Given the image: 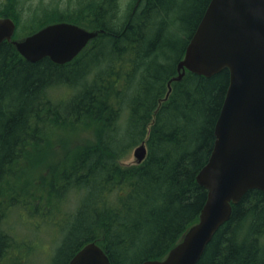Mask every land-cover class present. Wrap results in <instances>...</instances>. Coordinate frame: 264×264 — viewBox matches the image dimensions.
<instances>
[{
  "label": "trees",
  "instance_id": "16d2710c",
  "mask_svg": "<svg viewBox=\"0 0 264 264\" xmlns=\"http://www.w3.org/2000/svg\"><path fill=\"white\" fill-rule=\"evenodd\" d=\"M25 1L0 0V17L24 37L57 22L103 32L63 65L28 62L0 44V264L42 254L40 264H67L89 242L111 264L164 258L206 201L196 176L229 84L227 69L185 72L167 95L210 0H136L121 23L117 0L28 13ZM142 142L144 161L122 164ZM196 264H264V192L232 205Z\"/></svg>",
  "mask_w": 264,
  "mask_h": 264
},
{
  "label": "water",
  "instance_id": "95a60500",
  "mask_svg": "<svg viewBox=\"0 0 264 264\" xmlns=\"http://www.w3.org/2000/svg\"><path fill=\"white\" fill-rule=\"evenodd\" d=\"M140 0H137L138 3ZM15 22L0 17V44L10 42L28 62L49 58L58 65L77 57L103 30H87L57 22L14 39ZM229 72L226 95L214 126V143L196 176L207 190L198 220L160 260L141 264H196L217 229L228 221L232 205L252 189L264 192V0H210L191 35L177 75L211 77ZM144 142L133 150L136 164L144 161ZM67 264H111L94 242L82 246Z\"/></svg>",
  "mask_w": 264,
  "mask_h": 264
},
{
  "label": "rangeland",
  "instance_id": "374dc122",
  "mask_svg": "<svg viewBox=\"0 0 264 264\" xmlns=\"http://www.w3.org/2000/svg\"><path fill=\"white\" fill-rule=\"evenodd\" d=\"M85 1H88V0H81V2H85ZM135 1L136 0H117L118 4L120 5V9H118L117 16L115 19L117 23H121L125 20L131 7L134 5ZM77 2L78 0H26L24 3V10L26 11V13H28L27 10L33 11L34 7H36L38 4L46 6L49 9H52V8L67 9L68 7L69 8L75 7ZM23 34L24 33H22L20 29H17L14 36L17 37L16 39H21L24 37ZM88 136H90L88 133L73 135L71 138L67 139L68 144L69 146H71L72 144H79L81 142H84V140H87ZM134 148L135 147H133L130 150L128 157L121 162L122 164L127 165V164L135 163V159L133 157ZM17 227L21 230V226H18L17 224L16 228ZM50 233H51L50 230H48L46 226H44V228L39 233V238L37 240V246H38V250L41 249L39 250L40 252H42V249H43L41 246H45V244H48ZM25 235L33 236L34 234L31 232H25ZM42 256L43 254L37 257L23 259V256L21 257L20 255H14L10 258H7L3 264H18V263L20 264H40L41 262H43L41 261L43 259Z\"/></svg>",
  "mask_w": 264,
  "mask_h": 264
},
{
  "label": "bare ground",
  "instance_id": "6f19581e",
  "mask_svg": "<svg viewBox=\"0 0 264 264\" xmlns=\"http://www.w3.org/2000/svg\"><path fill=\"white\" fill-rule=\"evenodd\" d=\"M13 6H14V5H13ZM89 43H90V42H89ZM46 130H47V129H46ZM46 130H45V131H46ZM48 132H49V131H48ZM39 137H40V136H39ZM42 137H43V136H42ZM54 161H55V160H54ZM63 165H64V164H63ZM64 166H65V165H64Z\"/></svg>",
  "mask_w": 264,
  "mask_h": 264
}]
</instances>
